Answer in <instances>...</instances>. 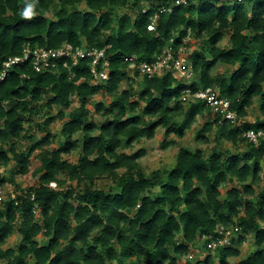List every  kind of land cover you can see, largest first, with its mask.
<instances>
[{
	"label": "trees",
	"instance_id": "16d2710c",
	"mask_svg": "<svg viewBox=\"0 0 264 264\" xmlns=\"http://www.w3.org/2000/svg\"><path fill=\"white\" fill-rule=\"evenodd\" d=\"M175 1L0 0V73L3 62L22 56L25 48L104 51L109 62L106 82L94 80L92 58L77 64L57 58L56 68L41 72L33 61L14 66L0 84V165L12 167L0 190L10 181L17 192L15 200L5 192L0 204L3 264H180L203 236L215 239L222 227L235 226L241 231L229 246L195 262L215 264V253L219 264H231L253 235L256 250L238 264H264V191L255 189L264 168V138L254 144L244 137L264 131V119L246 120L256 103L264 115V0H186L160 15L150 32L156 12ZM227 35L228 47L221 46ZM188 38L202 41L187 54L194 72L190 85L171 72L150 78L125 63L133 56L155 62L167 48L178 55L183 46L191 49L192 42L184 44ZM218 65L233 70L215 74ZM188 88L217 90L231 101L241 125L220 123L202 101L185 103ZM99 94L106 103L95 100ZM73 98L80 106L67 113ZM92 109L101 122L92 119ZM43 113L50 116L37 124L42 134L37 139L30 123ZM205 115L210 119L195 141L214 142L210 152L181 146L175 165L149 175L141 164L145 148L123 151L154 139L159 129L167 149ZM57 120L63 126L55 148L51 125ZM223 142L232 149L223 151ZM36 152L37 184L21 189L16 177L29 174ZM75 153L77 162L65 158ZM102 181L109 182L108 189L99 187ZM228 184L235 187L222 198ZM15 232L18 247L4 249Z\"/></svg>",
	"mask_w": 264,
	"mask_h": 264
},
{
	"label": "built area",
	"instance_id": "2783aa9c",
	"mask_svg": "<svg viewBox=\"0 0 264 264\" xmlns=\"http://www.w3.org/2000/svg\"><path fill=\"white\" fill-rule=\"evenodd\" d=\"M186 4V0H176L168 7H161L152 18V22L148 27L149 31H156L157 21L160 15L171 14L176 7ZM143 13H147V10L144 9ZM189 42H192L191 38L186 39L184 44L187 45ZM188 53H191V49L186 46H183L179 50L178 55H175L173 48H167L155 62H139L137 58L133 56L126 57L125 63L130 65V69H137L144 76L146 75L151 78L160 76L166 72H171L175 79L190 85L194 77V72L192 63L188 59ZM57 58H68L72 60L74 64H77L79 59L92 58L91 74L94 80L97 82H106L109 80V62L106 60L104 51L78 50L74 52L71 47L63 46L59 50L25 48L22 56L9 58L3 62V69L0 73V84L7 79L11 68L14 66L33 61L35 70L41 72L50 67L56 68V63L52 62V59ZM65 66H67V62ZM101 67L102 69L100 70ZM182 100L187 104L194 103L195 101H202L215 116L220 117V123L229 121L232 125H241L240 121L237 120L238 117L236 112L232 110L231 101L222 98L217 90L206 89L193 91L191 88H188L184 91ZM244 137L247 141L257 144L260 139L264 138V131H250L245 133ZM50 187L56 189L57 185L56 183H52ZM9 189L6 191H8L12 199L15 200L17 192ZM3 195L4 191L0 190V204L5 200ZM36 213H38V211H36ZM240 231V228L237 226L231 228L222 227L217 231L218 236L215 239H213V236H203L198 242H203L202 247L205 251L203 249L201 251L197 249L196 246H193L187 259L204 260L207 251H214L218 246H229L233 236ZM208 240H210V242L207 243Z\"/></svg>",
	"mask_w": 264,
	"mask_h": 264
},
{
	"label": "rangeland",
	"instance_id": "374dc122",
	"mask_svg": "<svg viewBox=\"0 0 264 264\" xmlns=\"http://www.w3.org/2000/svg\"><path fill=\"white\" fill-rule=\"evenodd\" d=\"M82 8H83V6H82ZM57 10H59V6H56L55 8H53V12H52L51 17H53V14ZM228 40H229V36L227 35L226 38L224 39V41L221 43V46L228 47ZM201 45H202L201 40H195V39L192 40L191 51H193L195 49H199L201 47ZM231 70H233V69L226 67V66H223V65H218L217 68L215 69V74L227 73V72H230ZM133 76L134 75L132 72L131 77H133ZM126 85L127 84H124L123 88H125ZM95 100L104 101L105 103L107 101L106 98L103 96V94L97 95L95 97ZM79 106H80V101L76 98H73V106L71 109L67 110V113L71 112V110L73 108L75 109V108H78ZM58 112H59V110L55 109L51 115L55 116L58 114ZM43 115L38 116V117H34L33 121L30 123L31 125H33L34 135L36 136L37 139H40L42 137V134L38 130L37 124L43 123L45 118L46 117L48 118L50 116L48 114L45 115V113H43ZM257 118L264 119V115H262V113L259 111L258 104L256 103L249 110V114H248V117L246 120L249 122H254ZM92 119L96 122L102 121V118L99 115L97 116V113L94 109H92ZM208 119H210V116H208V115L199 117L198 122L194 125L193 129L187 133V136L183 140L177 139V144L170 146L167 149H163V146H162L165 131L162 129H159L157 131L156 137L154 139L142 140L138 143H135V145L132 149H126L123 151L127 154H133V153L137 152L138 150L145 148L147 151V154L141 160V164H142L143 169L149 175L155 171H162V170L168 169L170 166H173L176 164L177 153H178L181 146H189L192 149L202 148V149L207 150L208 152L211 151V149L215 146L214 142H212V144H210V145H198L195 141V136H196L197 130L199 128L203 127L205 122ZM28 126L29 125L27 124L26 127H28ZM62 126H63V122L60 120L55 121L51 125V131L57 138L56 139L57 142L53 143V146L55 148L59 146V144L61 142L60 140L62 139V136H61ZM210 137L212 139L211 141H213L214 137L213 136H210ZM58 141H60V142H58ZM227 149H232L231 144H229L227 142H223L222 143V150L225 151ZM243 150H245V145H241L238 151L242 152ZM121 152H122V150H121ZM37 154H38V152L34 153L32 159H31L30 166H29V174H27L25 176H17L16 177V184H19L21 186V189H28V188L33 187L37 184V179L35 177H33V172L40 166V162L36 159ZM65 158H67L68 160H70L72 162H77L78 158H79V154L75 153L73 155L65 156ZM11 171H12V167L5 168V167H2L0 165V181L9 180L12 177ZM109 185H110L109 182L102 181L99 184V187L104 188V189H108ZM6 187H7V189L10 188L9 190H11V191L15 190L14 184L12 185L10 183V181L6 184ZM234 187H235L234 185H230V184L224 186L221 190L222 198L225 197L228 190H230ZM255 189H256L257 193L264 191V168L260 174L259 183L257 185H255ZM3 198L7 199V194L5 192H4ZM37 217H38L37 221L39 223H41L42 219H41L39 212L37 213ZM40 240H42V239L40 238ZM19 242H20V236L17 232H15L14 235L10 239L7 240V243L3 246V248L4 249L17 248L19 245ZM202 246H203V242H198L196 244V248L200 249L201 251L203 249ZM239 248L242 250V255L239 259L232 260L231 264H238L240 262V260L244 259L248 255L249 252L256 250L254 236L251 235V236L247 237L246 242L242 246H240ZM203 250L205 251V249H203ZM212 254L215 256V264H219L218 255H216L215 253H212ZM185 258H187V257H183V258L179 259V263L180 264H186L187 259H185ZM195 261H197V260L193 261L194 264H197L198 262H195ZM30 263H32V261ZM0 264H3L2 261H0Z\"/></svg>",
	"mask_w": 264,
	"mask_h": 264
},
{
	"label": "clouds",
	"instance_id": "9594fccd",
	"mask_svg": "<svg viewBox=\"0 0 264 264\" xmlns=\"http://www.w3.org/2000/svg\"><path fill=\"white\" fill-rule=\"evenodd\" d=\"M186 259V258H185ZM195 260H198V259H195ZM200 261H202V260H200Z\"/></svg>",
	"mask_w": 264,
	"mask_h": 264
}]
</instances>
